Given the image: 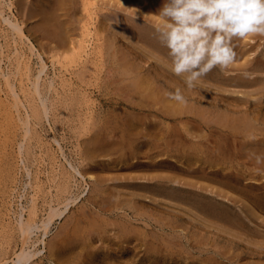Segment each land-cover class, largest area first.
I'll use <instances>...</instances> for the list:
<instances>
[{
	"label": "bare ground",
	"instance_id": "obj_1",
	"mask_svg": "<svg viewBox=\"0 0 264 264\" xmlns=\"http://www.w3.org/2000/svg\"><path fill=\"white\" fill-rule=\"evenodd\" d=\"M5 1L0 0V18L7 25L6 32L13 35L16 45L26 44L29 56L25 59L24 52L15 46L16 67L7 71L0 59V74L4 78L16 74L24 60L25 72H33L36 61L30 90L35 105H31V115L24 119L18 115L24 126L19 150L24 138L33 135L30 118H47L52 105L63 109V119L80 137L75 147L71 146L73 150L68 147L72 152H67L64 140L51 136L61 160L59 168L50 166L60 181L51 177L49 181L64 190L63 195H51L45 217L34 205L29 207L27 218L23 211L15 212L21 250L13 264H28L43 251V247L28 250L30 242L31 247L42 243L48 250L45 255L58 258L53 262L57 264H118L131 259L132 251L135 256L142 255L136 250L141 246L148 259L142 256L136 261L139 264H222L224 259L234 262L235 253L230 255V247L226 251L219 245L207 247L208 240H204L209 234L202 233L203 226L230 236L245 232L250 225L252 236L248 237L255 240L254 235L264 236L262 45L263 49L255 50L256 43L253 52L247 53L239 47L243 39L234 38L236 58L244 60L225 69L213 68L189 89L184 77L170 71L168 49L160 42L158 29L164 21L157 13L166 0H81L86 15L76 0H14V9L25 17L26 26L3 13ZM80 23L85 34L81 40L77 39ZM46 56L55 69V62L71 56L80 60L75 71L57 74L62 91L56 90L54 78L43 79L48 74ZM8 85L12 105L17 108L22 103L19 94L11 81ZM91 86L98 90V100L91 99ZM176 89L181 90L186 103L167 96ZM45 90H55L59 96L55 100ZM78 97L87 103L84 111L73 104ZM10 111L7 118L13 122ZM235 192L249 200L250 208L247 205L236 211L232 202L223 200L235 199ZM238 197L235 200H240ZM40 216L43 218L38 219ZM55 217L64 219L60 231L53 232L50 241L39 238L32 243L35 233L47 236ZM214 230H209L211 239L220 237ZM109 233L115 234L111 235L114 239ZM94 240L101 243L97 242L98 248L97 244L92 246ZM253 249L250 247V252ZM203 252L211 253L204 257ZM194 253L199 256L194 257Z\"/></svg>",
	"mask_w": 264,
	"mask_h": 264
},
{
	"label": "rangeland",
	"instance_id": "obj_2",
	"mask_svg": "<svg viewBox=\"0 0 264 264\" xmlns=\"http://www.w3.org/2000/svg\"><path fill=\"white\" fill-rule=\"evenodd\" d=\"M6 1H5L6 4L4 5V12L3 13L6 16L11 15L10 19L11 20L14 19L13 21H17V18H18V21L20 20L19 23L23 24V22H24L23 19L25 17L22 18V17L17 15V11H15L16 9H14L15 8L14 0H6ZM29 1H31V0H29ZM29 1H27V2H29ZM76 1H77L78 7L80 8L79 9L80 12L82 14L86 15L85 13H83V10L81 9L83 7L82 1L81 0H76ZM98 3H100V2H98ZM7 4L10 5V8H9V5H7ZM102 8H104L105 9L104 12H106L107 9L105 7H102ZM9 11H11V12H9ZM14 13L16 14V16ZM13 17H15V18H13ZM86 18L87 17L85 16L84 19H86ZM26 25H27V22L26 23L24 22V26H26ZM81 25H82L81 23L77 24V27H78L77 39H79V40H81L83 38V36L85 35L82 31L83 29L81 28ZM6 26L7 25L5 23H3L1 18H0V52L2 50L1 46L4 47L3 49L5 51L4 54L0 55V59H2L1 65L3 66V68H5L8 71V70L12 69L13 67H16V65H17V62H16L17 61V55H16L17 54L16 53L17 52L16 51L17 45L19 47V50L24 52L23 56L25 57V59H27V57L29 56V51L26 48V44L23 45V43H22V45H21V44L17 43V45H16L13 42V39H12L13 35H10V34H8V32H6L7 31ZM14 36L16 38H18V36L16 34H14ZM86 38L88 39L87 36H86ZM250 38H251V36H247V37L243 38L242 43L244 41V45L242 43L241 44L243 46L241 44H239V47L242 50L246 49L245 51H247V53H250L251 52L250 50H252V52H253L254 48H255V50L257 47H258L257 49H259V50H260V48H262V46L264 48V42H263L264 36L254 35V38H251V39ZM257 39H259L258 42H257ZM250 41L254 42V44H251V47H250V43H252V42H250ZM261 42H263V43H261ZM256 43L259 44L260 46L257 45ZM94 44L95 43L90 45L88 50H92V47L94 46ZM38 46L41 47L40 45H38ZM253 46H254V48H253ZM250 48H253V49H250ZM41 51H42V53L44 52L43 49H41ZM8 53L10 55H9L8 59H6V54H8ZM247 53H246V55H247ZM71 57H69L68 59H65L61 62H55L56 69L54 68L53 63L48 59V57L47 56L45 57L46 63H47L46 65H47L48 74L46 76H43V79L44 80H48V79L51 80L54 78V82L57 85V89H56L57 91H60V90L62 91V88L60 89V85H59L60 77H58L57 74L58 73H59V75L63 74V73L65 74V73H68V71H70V70L75 71L79 67L78 65L80 63L79 62L80 60L78 58H71ZM237 58H239L238 59L239 61L236 60ZM237 58H235V61H234L236 64L233 62L235 65L240 64L244 60V57L243 58L237 57ZM23 62H21L22 63L21 64L22 66H20L21 69L17 70L16 74L12 73L11 75H9V77H7L8 79L4 78L0 74V264H5L6 262H7L6 264H13V261L16 257V253L18 252V250H21V247H20L21 246V242H20L21 239H20V236H18V229L16 230V228L18 227L16 225V220H15L17 211L18 210H19L18 212L23 211L22 212L23 216L25 218H27L28 214H29L28 210L31 208V205H34V207H36V209L39 210L38 214L45 217L44 216L46 214L45 212H47V210H48V208H47L48 204L47 203L51 199V197H52L51 195H54L58 198L63 195L62 193L64 190L63 191L59 190L58 186H55V183H53L52 180H51V182L49 181L50 177L52 179H54L56 182L60 181L58 174H56L57 171L53 169L54 170V173H53V171L50 169L51 168L50 166L51 165L57 166L61 160L59 150L57 151V146L53 142V140H51L52 139L51 136L55 135L61 141L64 140L62 142V144L64 145V148L67 152H68L69 148L71 150H73V148L71 146L75 147L76 142L78 141V139H80V137L77 134H75L74 131H72V129L70 127L71 125L68 124L69 122H67V119H65V120L63 119L64 118L63 109L62 108L57 109L58 107H60L59 105H57V107L55 109V107L52 105V108L54 110L52 109V111L49 113L47 118L44 116L40 117L39 119H34L33 116L30 118L31 129L33 128L32 129L33 135L31 136L30 139L24 138V141H23L24 145L22 147V150H19L18 144H19L20 139L23 136V127L24 126L22 124L23 120L20 121L18 119V115L20 114L21 118L26 117L28 114L31 115L32 114V111H31L32 106L31 105H35V99L33 98L32 94H31L32 92L30 90H31V79H33V76H34L33 74L35 73L34 68L36 67V63L34 64V62H36V61L33 62V67H34L33 72H32V70H31V72H25ZM58 68H61V69H58ZM65 68L67 69L66 71H65ZM59 70H60V72H59ZM61 71H63V72L61 73ZM92 76H93V74H92ZM93 78L95 79L96 77H94V76L92 77V80L95 81ZM9 81H11L15 85V89L19 94L18 97L20 98V101L22 102L19 106H17V108L12 105L13 96H12V92H10V90H9V85H8ZM45 92L48 93V96L53 95L52 97L55 100L59 96V95H57L58 92L56 93L55 90L52 92L45 90ZM88 92L91 94L92 100L93 99H95V100L99 99L98 98V90L97 89L95 90L94 86H91L90 88H88ZM73 104L80 111H84L85 110L84 107H86L85 105H87V103L82 102L79 97L74 101ZM9 109L11 110L10 112H12V114L14 115L13 122H10V120L7 118L6 112ZM18 109H19V111H18ZM41 127H43V129H41ZM63 136H65V138ZM61 137H63L64 139ZM68 142H70V143H68ZM48 148H50V149L48 150ZM71 150H69V151H71ZM52 155H53V157H56L57 160L51 159V158H53V157H51ZM58 155H59V157H58ZM48 162L50 163V165ZM11 163H12V166H11ZM46 164H47V167H46ZM26 171L30 172L29 176H26L27 175ZM50 171L52 173H50ZM56 177H57V179H56ZM248 181H246L247 184L250 183V180H248ZM84 185H85V183H84ZM249 186H250V184H248L247 187L250 188ZM221 189L223 190V188H221ZM232 196L238 197L236 192ZM237 197L236 198L233 197V198L237 199ZM242 198H244L247 202L244 200H242V202H240ZM235 199H233V200L223 199V200L226 203L232 202V203H230V205L232 207L234 206L233 207V209L235 208L234 210H236L237 208L238 209L244 208V206H247V205L250 208L249 200H247L246 197L241 195V198L238 197V199H240V200H235ZM22 205H24V206H22ZM78 205L80 206V203H78L74 207L77 210L79 208V207L76 208ZM19 206L24 207V208H20ZM235 206H237V207H235ZM11 208H12V210L14 209L13 210L14 212H12ZM21 209H23V210H21ZM41 216L38 217V219L43 218ZM263 218H264V216H263ZM63 220L64 219L61 220L60 218L55 217L53 220V223L51 224L50 229H49L50 234L48 233L47 236H45V237H42V236L39 237L40 233H35V235H33L35 237H33V236L31 237V241L33 240L32 243L37 241V239H39V238L40 239L45 238V240L50 241L49 239L52 238V235L55 234V232L57 233V231L58 232L60 231L59 229L62 226L61 223L62 224L64 223ZM111 220L114 221L113 218ZM115 221H117V220H115ZM202 228H203L202 233L204 235L207 236V234H209L207 236L208 238L207 237H206V239L204 238L205 242H207V240H208L207 247L210 245V248H212V247L214 248V246L219 245V247L221 246V248H222V246H223L221 251H226V249L228 247H230L229 248L230 249L229 250L230 255L237 253L236 256H235V254L232 255L233 256L232 258H234L233 259L234 262L233 261H227L226 259H224L225 262L221 261L222 264H228L231 262H232V264H237V263L238 264H264V253H263L264 244L262 242V241H264L263 240L264 236H261V237L258 236L260 238H257V236L254 235L256 237L255 240L250 238L252 236L248 231V230H250V225H249V229L247 228V230L245 232H244L245 229H243L242 231L240 230L241 232L238 231L239 233L236 231L237 232L236 234H239V235L233 234V235L227 236L226 234H224L226 237H224L223 233H221V232L219 233V231L216 232V230H214L213 228L211 229L210 227H206V229H204V226ZM208 229L210 231L214 230L216 235H218L220 237L214 236L212 239L209 238L211 233ZM204 230H206V231H204ZM234 232L235 231L233 230V233ZM112 233H109L110 236L111 235L115 236V234H112ZM240 234H244V235L240 236ZM248 234H250L251 236L249 235V237H248L247 236ZM50 235H51V237H50ZM112 236H111V238H112ZM233 236H234V238L236 237L239 240L241 238L242 242L239 241L238 239L232 240ZM237 236H239V237H237ZM48 237H49V239H48ZM222 238H228L229 242L225 241L227 239L223 240ZM242 238H244L246 240L243 241L244 239L242 240ZM249 238H250V242H249ZM112 239H114V237ZM258 240H260V243L258 242ZM94 241H96V242H94ZM94 241H93L92 246L96 245L97 242L99 243V240H94ZM247 241H248V243H247ZM105 243L106 242H104V245H105ZM134 243L136 244L137 241ZM243 243H244V245H242ZM100 244L101 243H99V245ZM214 244H216V245H214ZM247 244H249V245H247ZM31 245L32 244L30 242V244L27 248L28 250H31L30 248H32V250H35V249L41 250L43 247V249H42L43 251H41V253L38 256H34L33 258H31V260L29 261L28 264H57V261H56V263H53V262H55L54 260H56V259L58 260V258L55 259L54 256L49 258L47 256V254L45 255V253H48V250L46 251V249H44V246H42L43 245L42 243L38 242L35 247H31ZM131 246H134V244H132ZM249 246L252 248H255V249H253L254 250L253 252H250L251 250H250ZM98 247L99 246L97 244L96 248H98ZM141 247H143V248L140 249V247H138L139 249L137 248L136 250L138 253H140V251H142L140 253L142 255L137 254V256H135L134 251H132L133 253H132L131 259L125 258L122 260L121 263L119 262L118 264H129L131 262L129 260H132L134 257H135L134 258L135 261L133 260L132 263H130V264H134V263L139 264L137 262L139 259H142L141 257L143 256V251H144V246H141ZM259 247H261V248H259ZM93 248H91V249H93ZM223 249H225V250H223ZM136 250H135V252H136ZM190 250L192 251V249H190ZM231 250H232V252H230ZM235 250H239V251L236 252ZM186 251L188 252L187 249H186ZM240 252H242V253L240 254ZM255 252H257V253H255ZM184 253L186 254V252H184ZM209 253H211V252H209ZM209 253L203 252V255H205L204 257H206L207 254H209ZM250 253H252V254H250ZM195 254L198 255V253H194V257H196ZM203 255H200V256L203 258ZM239 256L241 259L239 258ZM53 257H54V259H53ZM137 257H139V258H137ZM77 258L78 257H76V259ZM145 258L148 259V256H145ZM145 258L143 256V260ZM236 258L238 261L236 260ZM77 260H80V258H78ZM126 260H128V262H126ZM4 261H5V263H4ZM76 262L74 261L71 264H76ZM77 263L82 264L83 262L82 263L77 262ZM91 264H93V263H91ZM95 264H97V263H95Z\"/></svg>",
	"mask_w": 264,
	"mask_h": 264
},
{
	"label": "clouds",
	"instance_id": "obj_3",
	"mask_svg": "<svg viewBox=\"0 0 264 264\" xmlns=\"http://www.w3.org/2000/svg\"><path fill=\"white\" fill-rule=\"evenodd\" d=\"M157 14L164 21L158 32L170 71L184 77L189 89L213 68L235 61L234 38L264 36V0H166ZM166 94L187 102L180 89Z\"/></svg>",
	"mask_w": 264,
	"mask_h": 264
}]
</instances>
